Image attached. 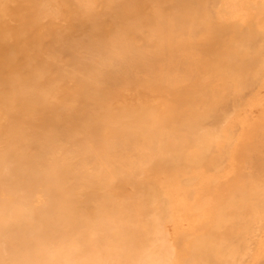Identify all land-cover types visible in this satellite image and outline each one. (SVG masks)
<instances>
[{"label":"bare ground","instance_id":"bare-ground-1","mask_svg":"<svg viewBox=\"0 0 264 264\" xmlns=\"http://www.w3.org/2000/svg\"><path fill=\"white\" fill-rule=\"evenodd\" d=\"M0 264H264V0H0Z\"/></svg>","mask_w":264,"mask_h":264}]
</instances>
